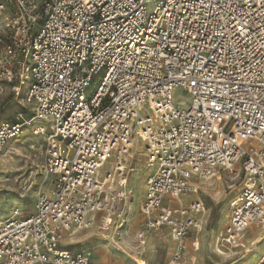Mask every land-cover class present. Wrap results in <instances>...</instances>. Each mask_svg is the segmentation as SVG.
<instances>
[{
    "label": "built area",
    "instance_id": "2783aa9c",
    "mask_svg": "<svg viewBox=\"0 0 264 264\" xmlns=\"http://www.w3.org/2000/svg\"><path fill=\"white\" fill-rule=\"evenodd\" d=\"M151 1L0 0V94L10 87L32 115L0 125V154L46 122L33 132L50 182L32 215L0 221V264H92L63 240L126 226L137 137L150 171L138 239L167 229L168 264H183L205 210L181 198L219 170L243 176L222 247L264 228V0H157L150 12ZM177 89L189 105L175 104Z\"/></svg>",
    "mask_w": 264,
    "mask_h": 264
},
{
    "label": "rangeland",
    "instance_id": "374dc122",
    "mask_svg": "<svg viewBox=\"0 0 264 264\" xmlns=\"http://www.w3.org/2000/svg\"><path fill=\"white\" fill-rule=\"evenodd\" d=\"M156 2L157 0L151 1L150 12H153ZM4 40L3 34L0 32V50L2 49ZM24 92H26V88H24ZM174 97L176 105H180L181 102H185L186 105L190 104V98L183 89H177ZM30 111V106H26L24 103H19L18 101L14 100L10 87H7L4 93L0 94V125L5 122L15 121L18 114L20 113H22L28 119H31L32 115ZM36 126L47 127V123H33L32 127L27 128L20 138L12 141L4 150V152L0 154V220H8L12 218L14 212L18 209L21 217H29L34 212V204L36 202L38 192L41 190L46 191L50 187V182L45 180L41 173L42 166L44 164L45 148L43 137L36 136L33 132V129L36 128ZM138 143L140 144H138L140 147L139 151L142 153L145 151V145L140 141H138ZM133 152L134 150L132 148V154ZM135 159L132 158V161L130 162L135 165L136 170L138 168V163L137 160L135 161ZM146 170L147 173L145 172L144 176L142 177V181L145 182V184L148 176L150 175V171L145 165V171ZM134 173L131 176L129 184L132 182ZM217 177L220 181L218 180L216 182ZM18 179L20 181L16 182ZM242 179V170L240 169L239 165L235 166L232 172L219 170L212 179L208 181H199L197 183L198 189L195 193L181 198L182 202L184 203L200 201L204 204L205 209L200 216L202 229L199 231L193 230L189 238L185 241L186 254L184 253L182 262L184 259L188 258L190 259L191 264H195L193 251L199 252L198 249H195V245L198 243L199 248L201 249L200 251L203 252L205 257L204 261L200 260L201 264H234L237 260H240L241 257V260L235 264L250 263L251 258L248 256V252L244 243L242 248L234 250L228 249L224 245V247L221 249L227 254L229 253V255L228 257H222L223 260L221 259V262L220 259H218L220 263L216 260L217 257H214L215 253L212 252V243L214 244L213 251H215L217 247L216 238L222 237L226 226L228 225V220L226 221V226L224 225L223 227H221L219 222L225 214L229 215V203L240 193L242 188ZM128 192H131L129 188ZM144 200L145 195L143 201L138 204V210H136L137 217L140 216L139 210L141 206V208H143ZM167 200H169L171 205H176L178 203V200L171 196L168 197ZM134 202L135 199L133 194L130 195L127 200L128 223L124 229L119 230L116 228L117 224H114L113 226L109 227L108 230H105L102 229V222H99L98 224L94 225L95 227L93 226L92 228L82 232L87 234V243L79 242L67 245V238H65L66 241L64 240V245L72 252H92L94 257L92 264H99L96 251L98 247H101V245L104 246V248H109V246H112L111 244L119 245L121 236H124L126 233L135 237L137 243V240H139L137 238L138 234L145 228L147 217L141 212L142 216L137 218V226L135 227L132 225L131 220L135 214V210L132 206ZM98 228L101 229L100 232H97ZM93 230L96 233H91ZM255 233H258V229L256 226H253L247 232L248 238L256 235ZM158 237L161 240L164 239L162 236ZM209 239H211V241H209ZM188 243H190L192 247H190ZM141 244H144V242ZM204 245L206 248L210 249L206 250ZM221 245H223L222 242ZM140 250L141 249L138 251H130L134 258L142 259L136 260V263L138 264H162L167 262L166 259L168 257L171 259L173 255V250L170 252L168 244L165 240L157 245H151V249L147 253H144ZM217 253L218 252H216V254ZM196 258L198 260L201 258L200 253L197 254Z\"/></svg>",
    "mask_w": 264,
    "mask_h": 264
},
{
    "label": "crops",
    "instance_id": "0c3cea01",
    "mask_svg": "<svg viewBox=\"0 0 264 264\" xmlns=\"http://www.w3.org/2000/svg\"><path fill=\"white\" fill-rule=\"evenodd\" d=\"M32 126H33V123H32ZM256 228L260 229L257 226H256ZM83 231H86V230H77V231L72 232L71 234H68L66 244L67 245L68 244H75V243H79V242L87 243V234L82 233ZM158 236H162L165 239L161 240ZM164 240L167 242L170 252H172V250H173V255H174L175 243L172 241L171 237L169 236L168 230L167 229H161V230H155L152 232L151 235L147 236L146 240L144 241V242H146L145 246H143V244H141V242L139 240H137V243H138L137 244L135 237L126 233V234H124V236H121V241H120L119 245L118 244H116V245L111 244L112 246H109V248H106V249H104V246H102V245H101V247H98V249L96 251L97 252V259L99 260V264H138V263H136V260H142V259L134 258L132 253L130 252L131 250H137L138 251L139 249H141L140 251L147 253L151 249V245H157ZM242 241H245V243L249 245V241L247 240V238H243ZM213 247H214V244L212 243V252L215 253V251H213ZM204 248L206 250L210 249V248H206L205 245H204ZM240 248H242V246ZM195 249L199 250V252L193 251V257H194L195 264H201L200 260L204 261L205 257H204L203 252L200 251L201 249L199 248L198 243H197V245H195ZM198 253H200V255H201V258L199 260L196 258ZM231 253H232V251H231ZM173 255H172V258H173ZM215 256L216 255L214 254V257ZM226 257H228V256H226ZM172 258L170 259V257H168L166 259L167 262H164L162 264H168L172 260ZM241 258H240V260H241ZM93 260H94V257H93ZM216 260L218 261V259H216ZM222 260H220V262ZM240 260H237L235 263H237ZM190 262L191 261L188 258L184 259V261H183L184 264H191ZM259 262L254 263V261H253V263H246V264H258ZM92 263H93V261H92Z\"/></svg>",
    "mask_w": 264,
    "mask_h": 264
},
{
    "label": "bare ground",
    "instance_id": "6f19581e",
    "mask_svg": "<svg viewBox=\"0 0 264 264\" xmlns=\"http://www.w3.org/2000/svg\"><path fill=\"white\" fill-rule=\"evenodd\" d=\"M37 127V126H36ZM137 139H139V140H137ZM138 141H140V142H142V143H144V139H142V137H137V138H135L134 139V141H133V143H132V148H133V150H134V152H133V154H132V152H131V161H132V158H136L135 159V161L137 160V163H138V168L135 170V173H134V176H133V179H132V182L129 184V187L127 186V190H128V188H129V190L131 191V192H129L130 193V195H133L134 194V199H135V202H134V204L132 205L133 206V209L135 210V214L133 215V218H132V220H131V223H132V225L133 226H137V218H140V216H142L141 215V212H142V206L140 207V216L139 217H137V214H136V210H138V204L141 202V201H143V199H144V195H145V192H146V184H145V182H143L142 181V177L144 176V174H145V172L147 173V170L145 171V165L146 164H144V158H145V156H146V150L145 151H143L142 153H141V151H139V143H138ZM139 144V145H138ZM144 145H145V143H144ZM250 145H252V147L254 148V149H258V145H257V143L255 142V141H252V142H250ZM9 154V153H8ZM8 157V156H7ZM235 166H238V165H235ZM234 166V167H235ZM217 173V172H216ZM216 175V174H215ZM219 180V178L217 177L216 178V182ZM18 181H20L19 179L16 181V182H18ZM24 181V180H23ZM220 181V180H219ZM197 188H198V185L196 186ZM47 189V188H46ZM234 200V199H233ZM233 200L229 203V205L233 202ZM230 209H231V205L229 206V215L228 214H225L223 217H222V219L220 220V225H221V227H223L225 224H226V221L228 220V224H229V220H230V217H231V211H230ZM19 210V209H18ZM126 213H127V216H128V203H127V207H126ZM143 214V213H142ZM144 215V214H143ZM2 217V216H1ZM12 218H14V216H12ZM12 218H10V219H12ZM0 221H3V220H0ZM128 223V222H127ZM103 225V224H102ZM127 225V224H126ZM226 226V225H225ZM253 226H255V225H253ZM95 227V226H94ZM126 227V226H125ZM125 227H123V228H119L118 227V229L120 230H122V229H124ZM227 227V226H226ZM102 229H105V230H108V228L105 226V225H103L102 226ZM111 229V228H110ZM201 229H202V227H201ZM77 230H82V229H74L72 232H74V231H77ZM97 230V229H96ZM100 230L101 229H99L98 228V231L97 232H100ZM126 231V230H125ZM84 232V231H83ZM90 232V231H89ZM159 232V231H158ZM91 233H96L94 230L91 232ZM157 233V232H156ZM256 234V233H255ZM114 235V234H113ZM170 236V235H169ZM223 236V235H222ZM65 238H67V237H65ZM65 238H64V240H65ZM221 238L222 237H217L216 238V245H217V247H216V249H215V257H217V259H222V257H226V256H228L229 255V253L227 254L226 252H224V251H222V245H221ZM243 238H247V240L249 241V245L248 244H246L245 243V241H242L243 240ZM165 239V238H164ZM64 240H63V242H64ZM66 241V240H65ZM209 241H211V239H209ZM241 242H242V244H241V246L243 247V245L245 244V248L247 249V252H248V256L251 258V261H250V263H253V261H254V263L256 262H259V261H261L263 258H262V256H263V254H264V252H263V249H264V228H260V229H258V233L256 234V235H253L252 237H249L248 238V236H247V232L242 236V238H241ZM141 243H143V242H141ZM244 243V244H243ZM189 244V246L190 247H192L191 245H190V243H188ZM143 245H146V242H144V244ZM171 248V247H170ZM104 249H106V248H104ZM108 251V250H107ZM216 252H218L217 254H216ZM107 253V252H106ZM110 253V252H109Z\"/></svg>",
    "mask_w": 264,
    "mask_h": 264
}]
</instances>
